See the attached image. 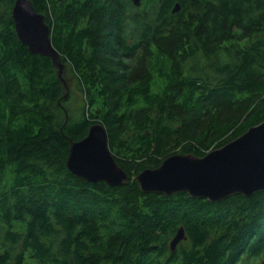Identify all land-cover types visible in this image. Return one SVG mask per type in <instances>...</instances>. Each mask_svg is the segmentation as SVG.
Returning a JSON list of instances; mask_svg holds the SVG:
<instances>
[{"label":"trees","instance_id":"obj_1","mask_svg":"<svg viewBox=\"0 0 264 264\" xmlns=\"http://www.w3.org/2000/svg\"><path fill=\"white\" fill-rule=\"evenodd\" d=\"M14 1L0 0V264L263 260L264 190L210 201L146 193L135 176L264 120V0H32L82 105L19 40ZM95 122L129 174L122 186L67 167ZM180 226L188 238L173 252Z\"/></svg>","mask_w":264,"mask_h":264},{"label":"water","instance_id":"obj_2","mask_svg":"<svg viewBox=\"0 0 264 264\" xmlns=\"http://www.w3.org/2000/svg\"><path fill=\"white\" fill-rule=\"evenodd\" d=\"M132 1L136 6L142 2ZM181 8L177 2L172 12L177 13ZM12 17L19 40L32 55L52 59L65 88L67 65L52 43V28L45 14L37 11L32 0H15ZM66 164L74 175L90 183L106 182L115 187L126 184L129 179L109 147L108 132L102 122L93 123L82 139L71 141ZM135 180L146 193L171 196L185 191L192 197L210 201H219L234 193L251 197L264 190V120L203 156L171 154L158 167L142 170ZM187 238L184 226H180L170 241V249L176 251L180 242Z\"/></svg>","mask_w":264,"mask_h":264},{"label":"rangeland","instance_id":"obj_3","mask_svg":"<svg viewBox=\"0 0 264 264\" xmlns=\"http://www.w3.org/2000/svg\"><path fill=\"white\" fill-rule=\"evenodd\" d=\"M142 3V2H141ZM67 86V88H66ZM66 86L64 88V91L66 93V95H70V104H79L82 105L83 104V98L81 95V92L78 88V82L76 81V78L74 77V75L72 74V71L70 70V68L67 69L66 72ZM74 98H77V103L76 100L74 101ZM185 241V240H184ZM241 264H264V259H260L258 261L252 262V261H247L245 260V263H241Z\"/></svg>","mask_w":264,"mask_h":264}]
</instances>
